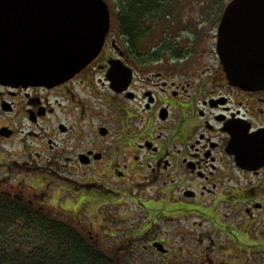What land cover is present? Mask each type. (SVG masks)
Segmentation results:
<instances>
[{
    "label": "flooded vegetation",
    "instance_id": "flooded-vegetation-1",
    "mask_svg": "<svg viewBox=\"0 0 264 264\" xmlns=\"http://www.w3.org/2000/svg\"><path fill=\"white\" fill-rule=\"evenodd\" d=\"M103 1L104 43L72 79L0 83V198L57 223L102 264L140 258L131 246L159 264H256L236 250L247 231L264 247V225L252 227L255 212L264 219V88L224 71L218 36L232 0H184L175 12L169 0ZM135 2L140 15H126ZM251 28L264 24L235 26L221 49H264V33L243 35ZM246 158L255 166L242 167ZM186 236L192 251L169 248Z\"/></svg>",
    "mask_w": 264,
    "mask_h": 264
},
{
    "label": "water",
    "instance_id": "water-1",
    "mask_svg": "<svg viewBox=\"0 0 264 264\" xmlns=\"http://www.w3.org/2000/svg\"><path fill=\"white\" fill-rule=\"evenodd\" d=\"M263 10L264 0H232L220 23L218 54L228 80L243 89L264 88V49L231 54L221 46L239 24L262 26L247 17ZM108 26L103 0H0V83L53 87L72 79L98 56ZM242 32L256 38L264 28ZM249 160L242 167H254Z\"/></svg>",
    "mask_w": 264,
    "mask_h": 264
},
{
    "label": "trees",
    "instance_id": "trees-1",
    "mask_svg": "<svg viewBox=\"0 0 264 264\" xmlns=\"http://www.w3.org/2000/svg\"><path fill=\"white\" fill-rule=\"evenodd\" d=\"M139 4L130 5L126 15L139 16L134 12ZM127 20L126 27L134 30L136 24ZM29 211L0 198V264H102L91 258L88 246L51 227L57 223Z\"/></svg>",
    "mask_w": 264,
    "mask_h": 264
},
{
    "label": "rangeland",
    "instance_id": "rangeland-1",
    "mask_svg": "<svg viewBox=\"0 0 264 264\" xmlns=\"http://www.w3.org/2000/svg\"><path fill=\"white\" fill-rule=\"evenodd\" d=\"M218 0H208V6L210 7V9H213V7L215 6V4L217 3ZM184 0H169V8L172 12H175L176 10L180 9L181 7H183L185 5ZM222 6V4H220ZM7 145L4 144V147H6ZM7 148V147H6ZM97 204L96 203H92L91 205H89V212L90 214L95 215L97 213V211H95L97 209ZM61 211V210H59ZM95 211V212H94ZM86 213L88 214V210H86ZM100 213V219L97 220L98 223H101L103 220V213ZM51 215V214H48ZM54 215L56 217L60 216L59 213H54ZM115 215L121 216L125 218V213L123 211L122 207H119L118 209H116L115 211ZM52 216V215H51ZM239 218V222L240 226L244 225V221H246L243 209L241 211L240 217ZM263 216H262V212H255L254 213V218H253V223H252V227H261L262 225H264V221H263ZM227 223L229 222V220L226 221ZM247 233L245 237H242V243L238 244V249L236 250L237 254L240 255L241 260L244 261L245 259H249L252 260L253 258L255 259V261H252V263H258L260 260H264V247H260L261 245L254 246L251 243H254L253 241V235H252V231H247L245 232ZM138 237H136L135 239H137ZM196 238L193 236H186L184 238H178L176 239L174 244H170L169 242V248L173 249L174 252H177L178 249L184 247L185 249H189L190 251H192L193 249H191L190 247L186 248L185 246H182L184 243L188 244L189 246H193L195 245V243H198L196 240ZM225 241H222V243H224ZM236 246V243H235ZM116 251L118 253H122L121 250V246L116 248ZM196 251V250H195ZM130 255L131 256H140V258H135L134 260L130 259V260H123V258H121V263L120 264H159V257L158 255H156L153 252H149V253H143L140 251L139 247H135V246H131L130 247Z\"/></svg>",
    "mask_w": 264,
    "mask_h": 264
}]
</instances>
